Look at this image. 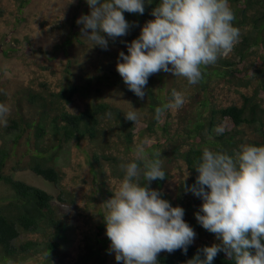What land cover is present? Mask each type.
<instances>
[{
  "label": "clouds",
  "instance_id": "1",
  "mask_svg": "<svg viewBox=\"0 0 264 264\" xmlns=\"http://www.w3.org/2000/svg\"><path fill=\"white\" fill-rule=\"evenodd\" d=\"M85 2L91 11L76 21L83 25L81 37L103 50H108L109 39L127 36L135 26L125 13L145 12V0ZM151 15L154 19L144 24L139 37L125 42L127 54L119 53L116 66L128 90L141 100L152 75L163 71L197 85L205 69L240 42L241 30L233 25L235 14L229 0H159ZM171 97L155 108L158 123L168 110L185 103L183 92L173 89ZM125 102L131 110L124 115L136 125L140 109ZM10 114V106L0 103V124L7 126ZM214 131L222 134L225 129L219 125ZM150 144L145 138L134 146V159L121 164L123 179L102 204L106 236L111 241L109 252L115 253L117 264H158L162 252L182 249L187 254L197 236L184 219L185 209L173 207L161 198L160 191L150 187L151 182L166 179L161 153L146 151ZM194 169L196 182L192 186L184 183V191L202 198L195 218L219 243L198 249L187 264H213L221 252L234 264H264V145L241 144L235 155L204 147Z\"/></svg>",
  "mask_w": 264,
  "mask_h": 264
},
{
  "label": "trees",
  "instance_id": "2",
  "mask_svg": "<svg viewBox=\"0 0 264 264\" xmlns=\"http://www.w3.org/2000/svg\"><path fill=\"white\" fill-rule=\"evenodd\" d=\"M27 1L29 0L22 1L19 9L25 6ZM158 4L159 0H145V12L143 15L125 13L126 20L130 23L135 22V26L130 29L129 33H137V19L143 20L145 23L149 20H153L154 17L151 13ZM229 5L235 14L233 25L241 30L240 42L229 54L219 58L214 65H210L205 69L203 80H206L205 82H203V80L200 82V90L205 92L198 91V93L202 92L203 94L201 98H199L196 112L193 113L192 110L187 111V109L191 108L193 102L185 100L184 105L179 108L178 115L180 114V116L178 118L179 123L177 129L172 132L171 125L169 122H166L162 127H159L161 131L160 136L157 137L154 143L149 145L148 149H146L150 154L154 151H159L161 153L163 162L162 169L166 173V179L153 181L150 187L162 193V188L172 178L171 165L177 164L183 160L191 176L189 181L182 182V184L178 186V191L181 197L189 199L194 203H200L202 198H198L190 192L185 193L183 184L186 183L188 186L195 184L198 173L195 171L194 167L202 156L204 147H208L214 151L223 150L230 155H235L239 151L241 144L264 145V98L262 97L264 94V0H229ZM90 11L86 3L81 11V16L89 15ZM79 12L78 7H76L75 14L69 19L70 24L66 23L65 26L69 31V33L66 34L67 37L61 44L57 45L54 50L57 53L64 51L67 54V52H70L73 53V56L76 55L81 58H85L89 53L92 57V46L94 47L95 45L92 41L81 37L80 29L83 25H78L76 23L80 15ZM1 15L2 9L0 7V16ZM90 31L91 30H89V33ZM10 38L8 37V40ZM119 38L121 37L116 38L115 41L110 39L109 43L113 44L114 42H119ZM94 48L95 53H97L96 47ZM254 50H257L256 52L259 54L257 57L259 66L254 65L255 63L253 61L249 62L248 59L253 54ZM8 51L9 50L5 51V53ZM119 51L120 50H103L100 48V54H102L100 56L103 57V60L107 61L108 68L101 66L103 71L99 68L96 76L88 78L82 77L87 83L83 87L69 82L71 78L70 70L74 68L75 63H73L71 58H68L62 76L67 84L62 83L60 91L57 92L52 89L50 86L52 84L49 82H43L40 83L39 86L44 90V93L41 91L38 93L33 87L28 88L26 91L18 92L23 94L22 98L24 99L21 102L25 103V105L19 106L20 110L23 111L22 109H24L26 112L33 113V116H38L39 120H41L30 122L25 116H19L16 119L8 117L7 126H4L6 132H8L10 128L19 130L16 140L13 141L11 150H8L4 146L0 147V183L4 182L12 190L9 203L6 206H0V252L1 259L4 262L13 259L18 260L15 262H22V260L30 256V252L34 253L38 252V250L46 252L48 261H52V257L56 258L58 253L61 252L59 239L66 230L65 224L59 221L61 218L65 219V216L59 214L57 208L53 205L52 201L54 199L52 195L39 187L29 185L20 180H15L3 174L7 159L11 156H15L13 154L16 153L20 144L24 143L33 152L31 156L32 162L29 164V168L37 175L55 184L59 183L61 176L57 168L53 165H49V161H47V156L50 151H60L65 144L73 140H85L87 145H99L100 142L106 150H113V148H111L112 138H102L104 132L102 123L104 121L115 120L118 122L114 127V129L118 128L117 139L125 144L124 153L126 156L133 154V148L137 141V124L135 125L134 122L128 121L124 115V111L118 107V105L98 99V97L89 90L93 85H96L95 83L102 84L107 82V84L112 86L118 85L122 90V92H119V97L121 96L119 103L123 105L126 104L123 100L125 99L135 101L137 106V96L128 90L122 77L116 70ZM95 57L98 58V55L92 57V59ZM92 59L90 61L95 62ZM236 61H238V63H246V61H248L251 64L245 67L244 70H248L251 67L254 68L255 81L259 82L257 87L252 94L241 95V106L236 104L222 108L211 106L210 99L205 95L208 89L207 84L213 77L217 80H222L234 76L235 73L241 72L242 70L238 69V63H236ZM43 69L46 70L47 67ZM80 69H84V67L80 66ZM236 80L237 88L238 85L242 86L241 88L243 89L250 87V83L246 82V77L234 79L230 82ZM125 89L129 91V96L124 93ZM171 92L172 91H169V95L161 99L162 101L155 99L153 94L150 93V98L153 101L151 104V113L153 117L144 130L147 133L157 136L156 126L158 122L155 119V108L169 102L172 99ZM74 95L86 101L85 109L76 114L66 109L67 105L72 102L71 97H74ZM0 103H5V99L0 97ZM109 112L112 114L110 117L107 115ZM165 115L173 116L171 110H168ZM219 125H222L225 131L217 135L214 128ZM246 127L254 129L259 137L256 139L246 137L243 130ZM1 128L3 127L0 126V136L2 133ZM48 130L52 134L54 142L51 145L53 148L49 147L47 149L45 145H38L35 139L39 137L45 138L48 135ZM117 145H119V143H117ZM183 146L187 148L181 151ZM108 151H103L101 156L102 160L105 162H110L112 158H114L107 153ZM133 159L134 158H132V160ZM94 160L97 163L99 162V154L95 155ZM161 198L168 200L170 203L172 201L167 194L162 193ZM58 200L64 201L62 197ZM74 202V200L71 201V203ZM187 206H190V201L185 203L182 208L185 209ZM105 212L106 211L102 209L98 211L102 220V223H100L98 227L100 234L106 231V225L103 222V215ZM185 221L189 223L187 220ZM23 234L39 235L45 240V243L36 242L34 239L20 242ZM96 240L98 241L96 243L90 241L86 246L87 249L85 254L81 255L74 264H108L104 262L105 257L99 262L93 261L96 260V258H101L100 252L98 249L96 250V248H94V245L98 243L104 250H107L105 244L110 242V240L108 238L103 240L97 238ZM213 243L218 242L205 241L200 245L192 244L189 246L187 254H184L182 249L176 250L171 254L162 252L158 256V264H187V261L191 260L197 254L198 249L205 246L210 247ZM201 258H203V256ZM213 264H234V261L229 260L227 256L221 252L214 259Z\"/></svg>",
  "mask_w": 264,
  "mask_h": 264
},
{
  "label": "rangeland",
  "instance_id": "3",
  "mask_svg": "<svg viewBox=\"0 0 264 264\" xmlns=\"http://www.w3.org/2000/svg\"><path fill=\"white\" fill-rule=\"evenodd\" d=\"M22 1L24 0H0V7L2 9V15L0 16V97L5 99V103L10 106L11 114L8 117L16 119L19 116H25L31 122L34 120L38 121L39 118L38 116H33V113L26 112L24 109H22L23 111L20 110L19 106H23L25 103L21 102L24 98H22V93H18L19 91H26L28 88L33 87L38 93L40 91L44 93V90L39 86L43 82H49L54 85H50L52 89L57 92L60 91L61 84H67L62 76L68 58H71L73 63H75L74 68L70 70L71 78L69 82L80 87L87 84L82 77H94L98 74L97 72L101 66L105 68H108V66L107 61L103 60V57L100 56L102 54H100L99 46H96L97 53H95V48L92 46V57L98 55V58L95 57L94 59H92L89 53L85 58H81L76 55L73 56V53L70 52H67V54L64 51L57 53L54 50L67 37L66 34L69 31L65 26L66 23L70 24L69 19L75 14L76 7L80 11L78 19L81 17V11L86 4L85 0H29L25 6L19 9ZM144 24L145 22L143 20L137 19V33L130 32L127 36L119 38V42L109 43L108 49L112 51L120 50L119 52L124 51L127 54L125 42L130 43L132 40L138 38ZM8 37L11 38L8 40ZM7 50L9 51L5 53ZM256 51L254 50L248 59L249 62L253 61L255 63L254 65L259 66V62H257L259 54ZM91 59L95 62L90 61ZM249 62L238 63L236 61L238 63V69L242 71L235 73L232 77L222 80H217L213 77L210 80L207 84L208 89L205 95L210 99L211 106L217 108L234 104L241 106V95L252 94L254 92L259 82L255 81L253 67L244 70L245 67L251 65ZM80 66L84 67V69H80ZM44 67H47V69L44 70ZM101 70L103 71L102 68ZM243 77H246V82L250 83L249 88L243 89L241 88L242 86L238 85V89L236 87L237 80L230 82ZM95 84L89 90L98 99L115 103L124 113L131 110L130 104L126 102L124 105L119 103L121 97H119V92H122L121 87H118V85H109L107 82ZM173 89L183 92L185 100L193 102L191 108L187 109V111L192 110L195 113L198 108L199 98L203 94L202 92L198 93V91H203L200 90V83L197 85H189L183 77H175L173 74L163 71L149 78L148 84L144 89L147 95L143 100L137 97V106L135 101L123 99L124 101L130 102L135 109H140L139 122L137 123L136 145L140 144L145 138L149 139L151 143H154L161 134L159 127H162L166 122H169L171 125L172 132L177 129L180 114L178 115L179 109H174L171 110L173 116L165 115L162 117V122H159L156 126L157 136L144 131L146 125L151 122L153 117L151 113V104L153 101L150 98V93L153 94L155 99L161 100L167 97L169 91ZM124 93L129 96L127 89H125ZM262 97L264 98V94ZM71 99L72 102L66 107L68 111L76 114L85 109V99L76 95L71 97ZM117 123L115 120L104 121L102 123L104 129L102 138L110 137L114 141H112L111 147L113 150H109L110 152L100 142L99 145H87L85 140H73L65 144L60 151H50L47 156V161H49V165L57 168L61 176L57 185L47 182L42 176L37 175L29 168V164L32 162L31 156L33 152L24 143L20 144L16 153L13 154L15 156L7 159L3 174L15 180H20L29 185L44 189L54 196L53 205L57 208L59 214L65 216V219L61 218L59 221L65 224L66 230L59 239L61 252L58 253L56 258L52 257V261H48L46 252L38 250V252H30V256L22 260V262H15L18 261L15 259L4 262L1 259L0 252V264H8L9 261H12V264H74L81 255L85 254L86 246L90 241L96 243L98 242L96 240L97 238L101 240L108 238L106 231L100 234L98 230L100 223H102L98 211L99 209L106 211L102 204L112 197L113 192H115L123 179L124 170L121 168V164L131 162L132 158H134L133 154L125 155V144L117 139L118 128L114 129ZM0 126L3 127L1 128L0 147L4 146L8 150H11L13 141L16 140L19 130L10 128L6 132L4 125L1 124ZM243 130L246 137L250 139L259 137L254 129L246 127ZM47 134L45 138L39 137L35 140L38 142V145H45L48 149L54 140L49 130ZM148 147L149 145L146 146V149ZM186 148V146H183L181 151H184ZM103 151H108L107 153L114 157H111L112 161L105 162L102 160L101 156ZM96 154H99L98 163L94 160ZM171 168L172 178L162 188V193L170 196L172 206L174 207H183L185 203L190 201V206L185 208L184 219L189 222L190 226L197 233L193 244L200 245L205 241L219 243L215 235L203 229L195 218V213L200 210L203 200L200 203H194L189 199L181 197L178 191V186L182 182L189 181L191 176L186 163L181 160L179 163L171 165ZM153 190L157 189L154 188ZM107 191L109 193H106ZM61 195L64 201L58 200ZM11 196V188L4 182H1L0 206H6ZM72 200L75 202L71 203ZM29 239H34L39 243H45V240L36 234H23L20 242H26ZM110 245L111 241L105 244L107 250H104L98 243L94 245V248L100 252L101 258H96L93 261L99 262L105 257L104 262L117 264L115 253L109 252Z\"/></svg>",
  "mask_w": 264,
  "mask_h": 264
}]
</instances>
